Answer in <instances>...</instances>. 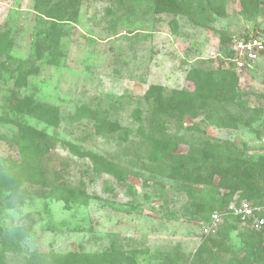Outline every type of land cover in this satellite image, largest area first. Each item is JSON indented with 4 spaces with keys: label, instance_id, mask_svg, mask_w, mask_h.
<instances>
[{
    "label": "rangeland",
    "instance_id": "obj_1",
    "mask_svg": "<svg viewBox=\"0 0 264 264\" xmlns=\"http://www.w3.org/2000/svg\"><path fill=\"white\" fill-rule=\"evenodd\" d=\"M178 1V13H155L154 0H41L58 17L47 20L36 0H0L7 37L0 116L10 119L0 120V226L20 244L7 250L8 264L108 248L137 264L165 256L173 264H236L262 244L227 218L215 235H203L210 215L225 206L203 208L167 169L174 154H197L206 143L214 155L264 156V56L235 72L236 83L209 57L237 36L264 38V0ZM19 58L37 66L21 96L56 107V124L11 109ZM172 100L181 104L170 108ZM94 113L118 129L100 134ZM18 123L47 138H24ZM164 136L167 149L152 146Z\"/></svg>",
    "mask_w": 264,
    "mask_h": 264
},
{
    "label": "trees",
    "instance_id": "obj_2",
    "mask_svg": "<svg viewBox=\"0 0 264 264\" xmlns=\"http://www.w3.org/2000/svg\"><path fill=\"white\" fill-rule=\"evenodd\" d=\"M209 1L212 2L213 0ZM241 1L245 3L246 0ZM63 2H61L62 5ZM67 2L70 6L78 4V0H67ZM40 3L41 0H36L34 6L36 12L40 13L47 20H56L58 18L57 14H55L51 8L48 10L46 8H41ZM180 9V2L178 0H154L155 13H178ZM75 14L74 12L72 15ZM6 38V34L0 31V53L6 45ZM40 46L41 44H38L37 48ZM40 55L41 54H38L33 60H38ZM16 61V67L13 70L14 90L10 97L11 109L17 113H25L28 116L43 119L49 124H56L58 122V109L56 107L38 102L32 96H21L20 94V90L27 85L29 76L36 73L37 66L29 59L19 58L16 59ZM220 68L223 69V71H230V77L233 78V82H237L234 71L221 65ZM179 102V100L170 101V108L177 107ZM95 115L93 119L96 122L95 125L98 131H100V134L112 133L118 129L119 125L117 122L107 118H98V116ZM0 120L10 121V119L1 116ZM157 125L153 123V127H157ZM18 126L20 132L25 134L24 138H38L42 142L47 138L45 133L37 131L31 126L23 123H18ZM157 129H159V131L156 132L164 131V129L160 127L156 129L153 128V130ZM164 137L152 139V146L159 147L161 148L160 150L167 149L170 142L168 141L169 139ZM207 145V143L204 144L197 154L191 151L186 154L172 153L174 157H172L167 169L168 176L171 178L177 177L185 181L184 184H187L186 187L189 192L196 195L199 205H202L203 208H214L217 202L221 203V206L224 207L232 201L227 200V195L232 196L234 193H238L240 196V199L236 201L246 198V200L253 203H263L261 198L264 197V156L261 157L259 161L252 162L249 159L241 158L237 152L226 151L225 153L214 155L205 150L207 149ZM92 156L94 157L96 155L92 154ZM222 158H226V162H223ZM105 163L114 168L116 167V164L112 162L105 161ZM2 175L3 174L0 172V191L6 180L5 176ZM216 177L218 178V182L214 183L213 181ZM196 185H207L208 188L200 189L196 188ZM221 192L227 194H223L222 198H217L216 195L221 194ZM201 202L203 204H200ZM257 236L260 239L259 235ZM260 241L262 242L260 246H250L251 251L240 258L236 264H264V242L261 239ZM19 248L20 244L13 241L7 231L0 226V264H8L6 261L7 250L15 251L19 250ZM206 248L207 247L204 245L199 246L197 249L199 256L207 251ZM38 257L37 259H33L34 257L32 256L26 264H137L131 254H117V252L111 248L98 253L70 252L62 255L50 253L47 255H38ZM165 257L160 258L159 264H173L171 261L169 262L168 257Z\"/></svg>",
    "mask_w": 264,
    "mask_h": 264
},
{
    "label": "built area",
    "instance_id": "obj_3",
    "mask_svg": "<svg viewBox=\"0 0 264 264\" xmlns=\"http://www.w3.org/2000/svg\"><path fill=\"white\" fill-rule=\"evenodd\" d=\"M209 55L219 65L239 72L251 68L257 59L264 56V38L259 34H243L232 39L226 52L216 49L211 50ZM227 217L251 229L264 242V203H253L245 199L230 202L222 211H214L210 215L201 233L205 236L215 235Z\"/></svg>",
    "mask_w": 264,
    "mask_h": 264
},
{
    "label": "crops",
    "instance_id": "obj_4",
    "mask_svg": "<svg viewBox=\"0 0 264 264\" xmlns=\"http://www.w3.org/2000/svg\"><path fill=\"white\" fill-rule=\"evenodd\" d=\"M227 220H230V221H234L236 222V220L234 218H231V217H227ZM237 223V222H236Z\"/></svg>",
    "mask_w": 264,
    "mask_h": 264
}]
</instances>
